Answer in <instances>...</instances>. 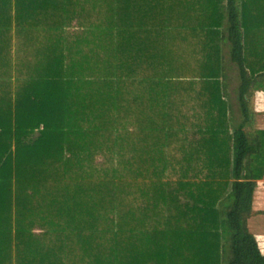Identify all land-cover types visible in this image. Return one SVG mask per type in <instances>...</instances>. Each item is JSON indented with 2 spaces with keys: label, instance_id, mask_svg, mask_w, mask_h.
Returning a JSON list of instances; mask_svg holds the SVG:
<instances>
[{
  "label": "trees",
  "instance_id": "1",
  "mask_svg": "<svg viewBox=\"0 0 264 264\" xmlns=\"http://www.w3.org/2000/svg\"><path fill=\"white\" fill-rule=\"evenodd\" d=\"M50 4L0 0V264H264V0Z\"/></svg>",
  "mask_w": 264,
  "mask_h": 264
},
{
  "label": "rangeland",
  "instance_id": "2",
  "mask_svg": "<svg viewBox=\"0 0 264 264\" xmlns=\"http://www.w3.org/2000/svg\"><path fill=\"white\" fill-rule=\"evenodd\" d=\"M225 51L227 49L225 48ZM228 84H229V94L228 98L230 102L233 104V109L235 110V118L237 119L239 116V111H238V105H237V92H236V86L238 84V72L237 68L234 64L228 63ZM254 94L251 96V101H250V113H251V118H250V123L247 125V130L248 132L251 133V131H255L258 129V127H261L264 125V117L262 111L260 109H263L264 106V100L263 96L261 95L260 91L258 88H260L259 85L255 87ZM258 89V90H257ZM262 115V116H261ZM257 119H260L259 122ZM263 127V126H262ZM261 127V128H262ZM42 128V125L40 126ZM253 168L256 171V174L259 175L261 173V167L264 165V161L261 158H255L253 161ZM258 180V186L257 190L255 193V203L254 205V214L252 215L249 224L252 226V231L255 233L257 241L260 245V247L264 250V234L260 230L262 229L264 231V180L263 177L257 176ZM257 203H260L258 205L259 210L256 209ZM262 222L261 224H259ZM256 230V231H255Z\"/></svg>",
  "mask_w": 264,
  "mask_h": 264
},
{
  "label": "crops",
  "instance_id": "3",
  "mask_svg": "<svg viewBox=\"0 0 264 264\" xmlns=\"http://www.w3.org/2000/svg\"><path fill=\"white\" fill-rule=\"evenodd\" d=\"M24 1V0H23ZM41 6V5H40ZM39 6V7H40ZM42 8L44 7V6H41ZM69 7V6H68ZM50 8L52 9L50 12L51 13H53V0H51V4H50ZM22 10V9H21ZM37 9L35 8L34 9V11H36ZM66 12H67V10H66ZM69 13V12H68ZM43 14V13H42ZM23 15V14H22ZM51 15H53V14H51ZM59 21L60 20H52V22L48 25V27H50V28H52V29H59L61 26H60V23H59ZM65 21V20H64ZM26 25L24 26L25 27V29L26 30H28V29H30V28H33L35 31H37V29L38 30H40L42 27H43V25H41V24H39V25H37V24H30V23H25ZM72 24V23H71ZM70 24V25H71ZM75 21H73V25H72V27L71 28H73V29H75ZM67 25V24H66ZM64 25L63 27L66 29H68V27L70 26V25ZM79 37H80V35H79ZM78 37V38H79ZM85 37V29H84V31H83V38ZM80 39V38H79ZM84 40V39H83ZM76 44H77V42L76 41H74L73 40V47H76ZM84 46V45H83ZM224 46V48H226V45L224 44L223 45ZM85 47V46H84ZM79 48V52H81V48L80 47H78ZM75 49V48H74ZM74 49H73V54H72V59L74 58V57H76V53H75V51H74ZM78 50V49H77ZM84 50V49H83ZM259 89V91H260V93H261V95L263 96V100H264V87L263 86H260V88H258ZM257 89V90H258ZM261 111H262V113H264V106H263V109H260ZM262 116V115H261ZM263 117H264V114H263ZM258 120V122H259V120L260 119H257ZM264 120V119H263ZM263 127H264V125H262ZM261 126V127H262ZM261 127H258V129H261ZM262 127V128H263ZM258 129H256V130H258ZM262 159V158H261ZM263 161H264V159H263ZM254 164V163H253ZM254 173L256 174V171H255V169H254ZM263 180H264V178H263ZM254 205H256V203H254ZM258 205H260V203H257V207H255L256 209H258L259 210V206ZM259 207V208H258ZM255 210V209H254ZM253 214H254V211H253ZM262 218H264V216L262 217ZM262 222H260L259 224H261ZM262 224H264V223H262ZM248 228L249 229H251L252 230V226L249 224L248 225ZM256 231V230H255ZM263 232V234H264V231L261 229L260 230V232Z\"/></svg>",
  "mask_w": 264,
  "mask_h": 264
},
{
  "label": "built area",
  "instance_id": "4",
  "mask_svg": "<svg viewBox=\"0 0 264 264\" xmlns=\"http://www.w3.org/2000/svg\"><path fill=\"white\" fill-rule=\"evenodd\" d=\"M42 127H43V125H42Z\"/></svg>",
  "mask_w": 264,
  "mask_h": 264
}]
</instances>
